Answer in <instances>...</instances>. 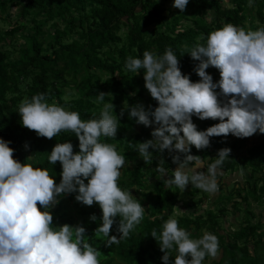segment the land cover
<instances>
[{
    "label": "trees",
    "instance_id": "1",
    "mask_svg": "<svg viewBox=\"0 0 264 264\" xmlns=\"http://www.w3.org/2000/svg\"><path fill=\"white\" fill-rule=\"evenodd\" d=\"M170 1L173 0H0V11L17 7V16L32 24L28 29L30 32L22 34L23 42L17 47L15 59L11 60L12 51L0 45V138L11 142L9 146L15 150V159L46 168L58 184L62 169L59 162L48 163L52 148L56 143L70 141L74 152L79 151V141L74 133L61 132L49 140L22 126L18 107L35 94L46 93L48 103L79 112L85 121L99 118L105 103H113L118 117L124 110L116 137H101V142L114 144L128 162L121 169L118 185L122 190H129L145 207L141 223L129 237L106 247L105 241L94 235L102 216L97 204L82 205L75 201V194H69L59 198L60 203L52 209L54 225L80 223L86 228L89 243L102 253L100 264H162L164 253L150 235L153 229L159 233L169 217L174 218L179 203L176 186H166L163 179L147 166L145 169L140 164H130L139 156L135 150L139 142L152 139L153 128L137 124L126 110L137 100H145L146 92L139 76L143 70L138 75L127 70V58H142L146 50L161 56L170 46L180 60L181 71L196 82L199 77L193 68L198 62L191 59L187 50L205 44L208 34L226 23L245 28L243 13L249 2L255 7L258 24L250 21L245 30L264 27V0H228L227 5L224 0H189L184 12L177 9L167 18L163 15V5ZM46 25L53 27L52 33L43 30ZM25 28V24H17L4 35L12 38ZM0 42H7L6 38L0 36ZM208 69L206 71L213 77L219 73L214 67ZM68 89L74 94L67 99ZM100 92L106 93L103 102L96 100ZM149 105L153 109L157 106L150 95L144 106ZM218 122L209 119L198 130H206ZM225 138L211 137L210 147L200 150L203 159L209 157L207 166L214 162L218 150L226 148ZM26 142L28 150L24 148ZM196 150L192 146L191 154L199 156ZM214 153L215 156H211ZM167 154L165 150L163 155ZM172 165L175 164L165 161L164 167ZM236 166V158L230 152V157L218 169L221 172L218 175L233 171ZM240 168L249 170L250 178L262 174L249 182L248 188L224 197L231 200V195L235 194L237 201H233L232 208L234 214L239 212L236 209L244 208V221L230 230L221 227L220 221L228 213L226 209L217 212L208 209L199 215L175 217L179 227L186 229L191 238H200L205 231L218 237L220 256L212 264H264V220L251 222L255 215L248 208V200L259 202L264 199V143L251 148L247 156L240 158ZM145 174L152 177L150 182L144 178ZM195 194L196 190L189 194L190 200L185 206L203 203L206 196L195 201ZM92 214L97 216L95 222L89 219ZM110 234L119 238L115 224ZM169 254L174 260L176 252L171 250ZM209 258L206 256L204 261Z\"/></svg>",
    "mask_w": 264,
    "mask_h": 264
},
{
    "label": "clouds",
    "instance_id": "2",
    "mask_svg": "<svg viewBox=\"0 0 264 264\" xmlns=\"http://www.w3.org/2000/svg\"><path fill=\"white\" fill-rule=\"evenodd\" d=\"M188 3L173 0L172 7L184 12ZM187 54L198 62L193 68L199 77L196 82L182 73L170 46L161 56L146 50L142 58L128 57L126 69L136 75L143 70L144 87L157 106L146 108L137 103L126 110L137 124L153 128L152 139L139 142L135 149L145 164L152 163L154 152L167 150L177 165L168 177L161 155L153 169L166 186L185 191L191 185L215 194L217 170L230 157L231 149L218 150L206 172L197 170L201 157L191 154V149L210 147L211 137L264 134V27L245 30L226 23ZM209 67L219 71L218 81L206 71ZM105 94L98 93L97 102H103ZM18 114L22 126L38 137L51 140L61 132L74 133L79 151L74 152L70 141L54 145L48 163L61 165L57 184L46 168L15 159L11 142L0 138V264H100L102 253L89 243L86 228L80 223L54 225L52 209L60 203L59 198L69 194H75V201L82 205L97 204L102 216L94 235L103 239L106 247L129 237L141 223L145 207L118 185L125 156L114 144L101 142V137H116L124 110L118 117L113 103H105L99 118L85 121L79 112L48 103L46 93H38L20 103ZM194 116L219 122L198 130ZM24 148L29 149L27 142ZM193 164L196 167H190ZM89 219L95 222L97 216L92 214ZM114 224L119 238L110 234ZM150 236L164 253L162 264H202L206 256L215 259L220 252L215 234L205 231L200 238H191L172 217L159 233L153 229ZM171 250L176 252L174 260Z\"/></svg>",
    "mask_w": 264,
    "mask_h": 264
},
{
    "label": "rangeland",
    "instance_id": "3",
    "mask_svg": "<svg viewBox=\"0 0 264 264\" xmlns=\"http://www.w3.org/2000/svg\"><path fill=\"white\" fill-rule=\"evenodd\" d=\"M224 4L227 5L228 0H224ZM173 1H170L166 4L163 5V15L166 16L167 18H169L171 13H175L176 12V8L172 7ZM19 12V8L17 7H6L5 8V12L0 11V36H3L4 38H6L7 42H0V45H4L6 50H10L12 51V54L10 55L11 60L15 59L17 57L16 51H17V47L19 46V44H21L23 42L22 39V34H26L28 32H30L29 27L32 26L31 22H29L27 19L22 20L20 19L19 16H17ZM246 16L245 22L243 23V26L245 28H248L250 26L249 22H254V25L258 24L257 19H255L256 15H255V7L252 6V3L249 2L248 8L245 10V12L243 13ZM17 24H25L27 26V29L25 28L23 31L17 32L12 38H9L8 35H4L5 32H7L8 30H10L13 27H16ZM51 24V23H49ZM61 27V24H60ZM44 31L46 32H53V27H51V25H46L43 28ZM50 39V37L48 38V40ZM70 40V39H68ZM207 71H209V69H207ZM184 73V72H182ZM142 79H143V74L139 75ZM213 77V76H212ZM220 78L219 73H215V77H213V81L216 82L218 81ZM142 84L144 86V79L142 81ZM67 96L66 98H70L72 96V94H74V92L72 90H67ZM150 94L148 93V91L146 90L145 92V100L146 98H148ZM145 100H137L135 104L137 103H142L145 105ZM193 122L197 125V129L201 128L203 126V124L205 122H207L209 119L207 120H199L198 118H196L195 116L192 118ZM135 129H138L137 125L134 126ZM224 142L226 144V148H230L231 149V154L235 156L236 158V162H237V166L233 171H227V173L225 174H221L218 175L219 173H221L220 171L217 170V183H218V191L215 194H211V193H207L205 191H202L200 189H197L191 185L187 186L185 191H181L179 188V203L177 204L173 217H179L182 214L188 215V216H192V215H199V214H203V212H205L208 209H212L215 212H217L218 210H227V214L225 217H223L222 221H220V226L227 228L228 230L234 228V226L236 224H240L242 221L245 220V217L242 218L244 216L243 212H244V208L240 207V209L242 208V210L240 209H236L239 210V212L237 214H234V209L232 208V203L234 200H236V196L235 194L231 195V200H227L224 199L225 196L230 195L231 193L236 192L237 190L240 189H246L249 187V182H252L253 180L259 178L262 174L258 173L255 175V177L250 178V172L249 170H242L240 168V158L241 157H245L248 154V151L261 144L264 143V134H254L253 136L249 137V138H237L231 134H229L225 139ZM234 145V146H233ZM150 151H152L150 149ZM197 153L199 154V156L201 155V151L200 150H196ZM154 155V161L156 162V164H154V161H152L151 164H145V162L138 156L137 160L133 159V161L130 163L131 165L133 164H140L141 167L146 169L149 168L151 171H154L153 169L156 168L159 159L161 158V155L164 159V161L169 162L172 164V160L170 158V156L167 155H163L160 153H153ZM211 156H215V153L212 154ZM210 156V157H211ZM201 157V156H200ZM209 157L206 159H203L201 157V165L200 167L197 169L198 171H207L208 166L206 165L207 161H208ZM128 162L125 163V166ZM145 165V166H143ZM124 166V167H125ZM239 166V168H238ZM177 167V165L175 164L174 166L172 165L171 167H166V169H168L167 172V176L171 177L173 175V172L175 170V168ZM190 167H196L194 166H190ZM153 173V172H152ZM158 175V173H157ZM264 176V174H263ZM144 178H146L147 182H150L152 177L149 174H145ZM167 178V177H165ZM175 186V185H173ZM258 186H260V183L258 184ZM196 190V194L194 196V200L196 201L199 198H203V196H206L203 203L199 204L198 206H185V204H188L189 200H190V193ZM237 201V200H236ZM248 208L251 212L254 213L255 217L254 219H251V222H256L259 220H264V199H261L259 202H254L252 200H248ZM234 223V225H233ZM220 255H218L217 258L213 259V258H209L207 261H204L203 264H212L213 260H216L219 258Z\"/></svg>",
    "mask_w": 264,
    "mask_h": 264
}]
</instances>
